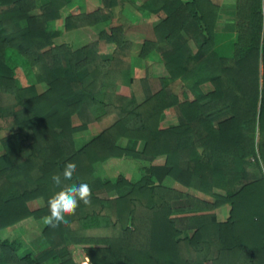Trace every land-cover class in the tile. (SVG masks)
Instances as JSON below:
<instances>
[{"label": "trees", "instance_id": "trees-1", "mask_svg": "<svg viewBox=\"0 0 264 264\" xmlns=\"http://www.w3.org/2000/svg\"><path fill=\"white\" fill-rule=\"evenodd\" d=\"M70 1L0 0V90L15 103L14 128L0 139V230L48 215L46 206L31 210L27 203L46 201L59 190L51 176L67 161L77 168L64 185L87 183L91 204L81 202L75 214L66 217L67 225L54 229L46 224L41 230L46 247L35 256L19 252L18 244L0 234V260L264 264V0H236L233 37L218 45L212 32L214 8L207 0H160L163 17L153 30L166 44L161 58L167 75L140 103L117 94V61L96 54L107 43L122 47L119 28L99 32L96 42L76 50L51 43L46 24ZM9 50L30 65L45 90L38 93L32 85L15 88L7 83ZM176 79L189 83L173 94L167 83ZM203 83L212 88L202 92ZM171 106L178 110V123L161 128L160 115ZM72 115L81 124L73 126ZM109 116L113 120L98 134L73 147L74 132ZM120 138L140 141L142 147H121ZM122 156L147 162L163 156L165 175L213 201L155 184L149 174L133 182L121 176L104 181L105 192L126 191L99 197L91 187L93 164ZM222 205L227 206L225 218L202 214L192 234L181 235L187 218L176 214ZM67 242L74 245L70 251Z\"/></svg>", "mask_w": 264, "mask_h": 264}, {"label": "rangeland", "instance_id": "rangeland-1", "mask_svg": "<svg viewBox=\"0 0 264 264\" xmlns=\"http://www.w3.org/2000/svg\"><path fill=\"white\" fill-rule=\"evenodd\" d=\"M44 1L38 0L40 4H43ZM159 5L160 0H71L58 10V16L55 19L47 22L46 31L52 44H66L70 50H76L96 42L99 32L107 31L110 27L119 28L122 47L107 43L105 48L96 54L103 60L117 61L119 68L116 79L117 94L130 97L134 103H140L146 93H154L161 87L162 79L167 75L161 58V52L165 49L166 44L157 40L153 30L154 25L163 17ZM213 36L214 44L226 42L216 34ZM188 43L191 51L194 52V45L191 41ZM5 57L6 66H8L6 74L10 76L7 83L15 88L32 85L38 93L45 90L46 84L37 81L30 65L19 54L9 50ZM260 72L261 68L259 67V74ZM186 83L189 81L176 79L168 82L167 86L173 94H178L180 87ZM199 88L202 92H207L212 87L209 83H203ZM14 104L12 95L0 90V139L14 128L12 120ZM178 119L177 108L171 106L160 115L159 126L165 128L176 125ZM112 120L113 117L109 116L97 125L94 122H88L85 129L72 134L73 147L76 149L81 147ZM70 121L73 126L81 124V120L76 115H72ZM254 140L257 141L256 134ZM117 144L133 150H140L142 147L140 141L133 142L125 138H120ZM2 152L0 144V154ZM163 160L162 156L155 158L152 162L122 156L94 163L92 166V190L99 197H114L125 192L126 189L105 192L101 185L104 181L113 182L117 176H121L133 182L141 176L149 174L155 184L178 192H186L185 190L189 187L180 184L178 186L167 181L170 177L164 174ZM173 182L175 183V181ZM240 183L241 181L233 185L232 188H237ZM192 190L191 195L195 194L193 196L197 198L213 201V197ZM213 191L221 194L226 193L221 189ZM27 205L31 210L38 208L41 206V199L30 200ZM226 210L227 206L222 205L211 211L176 214V216L187 218L181 225V235L190 236L202 214L212 213L217 220H221L226 217ZM45 225L44 218L28 217L1 229L0 234L18 244L19 252L27 251L31 256H35L46 247L41 235V230ZM66 246L69 251L74 248V245L69 242ZM0 264H4L3 260H0Z\"/></svg>", "mask_w": 264, "mask_h": 264}, {"label": "clouds", "instance_id": "clouds-1", "mask_svg": "<svg viewBox=\"0 0 264 264\" xmlns=\"http://www.w3.org/2000/svg\"><path fill=\"white\" fill-rule=\"evenodd\" d=\"M76 168L74 162H65L62 170L51 176L53 184L59 190L49 195L46 201L41 200V206H46L48 209V215L44 217V222L54 229L61 225H67L69 221L66 217L74 215L81 202L85 205L91 204L92 191L87 183L64 185V181L72 180ZM61 185L64 186L61 187Z\"/></svg>", "mask_w": 264, "mask_h": 264}, {"label": "crops", "instance_id": "crops-1", "mask_svg": "<svg viewBox=\"0 0 264 264\" xmlns=\"http://www.w3.org/2000/svg\"><path fill=\"white\" fill-rule=\"evenodd\" d=\"M185 1V0H182ZM214 8V17L212 22V32L216 34L221 40L225 39V41L231 40L234 33V23H235V7L236 0H207ZM264 23V20H263ZM90 24V23H89ZM184 38L188 39L186 35ZM190 40L188 39V42ZM223 43V42H222ZM221 44V43H218ZM217 44V45H218ZM216 45V44H215ZM195 51V50H194ZM98 122H94L97 125ZM163 157V156H162ZM166 180V179H165ZM173 179L170 178L167 181H171L173 184H177V182H173ZM186 193H193L191 188H187ZM195 195V194H192Z\"/></svg>", "mask_w": 264, "mask_h": 264}]
</instances>
